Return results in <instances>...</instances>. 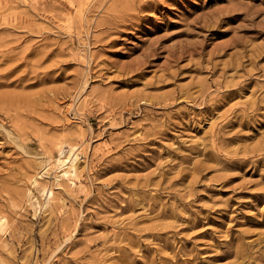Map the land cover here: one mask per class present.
I'll list each match as a JSON object with an SVG mask.
<instances>
[{
  "label": "rangeland",
  "instance_id": "1",
  "mask_svg": "<svg viewBox=\"0 0 264 264\" xmlns=\"http://www.w3.org/2000/svg\"><path fill=\"white\" fill-rule=\"evenodd\" d=\"M0 217V264H264V0H0Z\"/></svg>",
  "mask_w": 264,
  "mask_h": 264
},
{
  "label": "bare ground",
  "instance_id": "2",
  "mask_svg": "<svg viewBox=\"0 0 264 264\" xmlns=\"http://www.w3.org/2000/svg\"><path fill=\"white\" fill-rule=\"evenodd\" d=\"M78 156L73 152V149L61 150L60 158L56 163V170H58L55 175V180L64 181L68 185H73L74 179L77 177V166H78ZM44 195H46L45 206L49 205L54 200V192L52 190H44ZM3 220L0 217V227L3 226Z\"/></svg>",
  "mask_w": 264,
  "mask_h": 264
}]
</instances>
